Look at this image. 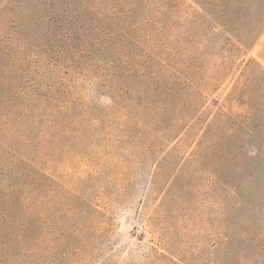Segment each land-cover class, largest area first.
<instances>
[{
    "label": "rangeland",
    "instance_id": "rangeland-1",
    "mask_svg": "<svg viewBox=\"0 0 264 264\" xmlns=\"http://www.w3.org/2000/svg\"><path fill=\"white\" fill-rule=\"evenodd\" d=\"M0 264H264V0H0Z\"/></svg>",
    "mask_w": 264,
    "mask_h": 264
},
{
    "label": "trees",
    "instance_id": "trees-1",
    "mask_svg": "<svg viewBox=\"0 0 264 264\" xmlns=\"http://www.w3.org/2000/svg\"><path fill=\"white\" fill-rule=\"evenodd\" d=\"M206 3V2H205Z\"/></svg>",
    "mask_w": 264,
    "mask_h": 264
}]
</instances>
